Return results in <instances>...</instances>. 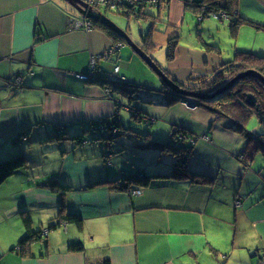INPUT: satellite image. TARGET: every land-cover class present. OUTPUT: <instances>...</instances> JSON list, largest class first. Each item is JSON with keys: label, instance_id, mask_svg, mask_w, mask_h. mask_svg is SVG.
<instances>
[{"label": "crops", "instance_id": "crops-1", "mask_svg": "<svg viewBox=\"0 0 264 264\" xmlns=\"http://www.w3.org/2000/svg\"><path fill=\"white\" fill-rule=\"evenodd\" d=\"M186 1L169 0L166 10L172 22L166 32L153 36L157 46L179 36L177 25L183 26ZM235 1L241 17L264 25V0ZM209 18L216 25L206 31L212 39L217 41V32H229V19ZM80 19L84 16L65 0H0V159L20 153L29 158V167L18 170L0 187L1 192L7 186L0 199V225L16 223L19 235L25 236L22 224L10 219L21 220V212L26 211L33 230L45 232L63 202L68 213L82 220L81 226L67 223L47 230L27 256L19 253L17 236L6 239L7 244L0 243V264H236L230 260L234 211L237 224L241 216L242 223L246 221L257 237L258 249L251 259L259 256L264 249V156L257 152L262 154V165L256 168L251 161L254 156H246L249 141L234 129L236 124L194 107L188 99L174 106L133 101L143 116L150 114L157 121L147 129L146 141L137 135L131 138L135 139V149L144 152L150 141L169 138L173 126L187 129L196 137L183 142L189 147L183 158L190 171L215 179L213 184L160 178L148 187H138L140 195L99 184L134 173L149 174L148 169L155 164L149 162L146 167L136 160L129 169L117 162V148L104 156L94 150L90 154L86 148L89 143L84 140L77 145L74 136L87 134L85 127L90 123L93 129L106 132L100 122L98 127L94 123L101 119H118L125 125L123 110L133 111L118 89L122 82L145 91L163 86L123 73L119 60L123 48L106 57L114 39L93 25L75 28V21ZM236 37L263 47L255 51L236 46V50L264 54V29L243 25ZM93 58L97 59L94 67ZM228 60L221 50L204 55L180 51L177 46L174 59L167 60L172 65L165 72L187 84L199 76L210 78ZM115 66L120 68L117 75ZM79 74L91 76L83 80ZM121 77L125 80L114 84V92L109 94L108 83ZM20 78L22 81L16 83ZM162 100L166 102V97ZM138 123L131 119L127 124L137 128ZM28 129L31 134L27 141H13ZM57 130L65 133V141L52 139L61 133ZM154 156L152 153L151 158ZM173 158L175 162L177 157ZM97 163L105 170L101 172ZM73 242L83 244L85 250L68 251ZM245 260L239 261L246 264Z\"/></svg>", "mask_w": 264, "mask_h": 264}, {"label": "trees", "instance_id": "trees-1", "mask_svg": "<svg viewBox=\"0 0 264 264\" xmlns=\"http://www.w3.org/2000/svg\"><path fill=\"white\" fill-rule=\"evenodd\" d=\"M220 0H189L185 2L186 8H190L192 12L197 13V16L201 19L200 21L209 18L211 16H214L217 13L224 12L230 21V29L232 36L236 37L238 33V29L243 25H248L251 27H254L258 30L264 29V25L257 23L253 20H250L245 17H241L237 10H236V1L235 0H225L221 3ZM167 6L169 3V0H162L159 5L156 7L159 9L162 5ZM143 9H136L135 11H128L124 10L121 11V14L127 17H131L133 14L137 17H140L141 15H147L146 13H143ZM116 14V13H115ZM106 15V14H105ZM224 17H222L223 19ZM93 26L96 28H100L105 30L109 36H111L115 42H123V39L117 35L113 30L106 27L102 23L93 21ZM152 27V26H151ZM150 32L145 36L143 35L144 44L141 46L147 54H149L153 59L152 54H150V47H148L149 41H152ZM179 44V36H173L170 38L168 42V54L167 59L173 60L175 57L176 48ZM154 47V44H153ZM152 47V48H153ZM125 49V48H123ZM122 50V49H121ZM155 47L152 51L154 52ZM217 50L220 52L219 48ZM156 61V60H155ZM116 68V66H115ZM226 68V69H224ZM243 69L249 70L254 69L259 71L261 74L264 75V54L258 53L254 51L249 50H236V56L232 59H229L226 61L220 70L217 71V73L212 77L209 78L208 76H202V78L197 77L196 79H193L191 82L185 84L181 83L176 80V82L179 84V86L186 88L188 90H195V92H199L202 94L206 93H212L219 90L221 87H223L227 82H229L233 75L239 73ZM225 70V71H223ZM115 71V69H114ZM167 75H169L167 73ZM162 81V80H161ZM110 85H114L115 83L109 82ZM123 85L119 86V90H125L126 85L125 83H122ZM162 84H164L162 82ZM196 85V86H193ZM123 86V87H122ZM109 87V85H108ZM164 90L161 92H158L155 90L145 91L143 87L140 88L137 85H134L132 89L129 90V93L124 96L126 97L131 103L134 101H141L145 104H166V105H174L178 102H183L187 100L186 97L177 95L172 90H168L164 84L163 86ZM117 89V90H118ZM248 94H254L258 100V103H264V84L257 79L254 76H247L244 77L242 80L237 81L235 84V87L232 88L231 91H228L226 93H223L222 95H219L218 97L214 98L213 100L208 101H199V107L204 108L205 110L209 111L213 114H220V116H226L227 119L233 121L236 125L234 126V129L243 135H245L246 139L249 141L247 153L246 156L248 158H252L255 156L257 152H262L264 156V134L258 135L256 138H253L251 133L247 132L245 125L247 124L248 120L253 116L257 115L256 107L248 104L247 102V96ZM163 97H166V102H164L162 99ZM132 99V100H131ZM264 108V107H263ZM133 119L139 122L138 126H132L130 124H124L121 122V120L113 119V120H106L105 122L96 121L94 123H97L96 126H100L98 124L99 122L106 129V132H103V130H100V128H96L99 130L101 137L106 138L111 141H114V139L118 138L122 134H131V135H137L141 138H143L144 141H146L145 137L148 136L147 129H150L154 121L150 119H146L145 116H143L140 112H132ZM92 124V123H90ZM87 125L85 127V131L88 133L93 129L91 125ZM102 128V129H104ZM30 130L22 131L19 135H16L14 140L15 142H25L30 137ZM59 135L52 137L53 140L56 141H65V133L62 131ZM123 132V133H122ZM108 134V135H107ZM85 135L87 134H77L74 136V143L81 144L84 140L88 141L91 138L86 139ZM88 136V135H87ZM196 136L193 134L188 133L187 129L180 127V126H173L170 129V137L167 139L164 143H160V140H152L149 142V145L145 146L147 149V154L153 153V151L156 152V150L159 151L158 158L160 160H163L165 156L171 155L174 157H177L175 162L171 165V170L168 172H148L149 174L143 173V174H130L125 175L123 178L119 179H111V180H105L102 182H99L101 185H110L111 189L120 190V191H126L131 194L134 190H136L138 187H148L155 179H175V180H189L196 183H202V184H213L214 180L213 178L193 173L189 170L186 159L183 158L184 154H187L186 152L189 150L187 146L185 145V140H193ZM91 140H94L93 138ZM17 156H12L6 159H0V187L11 177L13 176L18 170L28 168L29 167V158L25 153L16 154ZM91 184L88 188H93L97 185ZM66 190L68 187L61 185ZM139 189V188H138ZM22 220L23 224L26 229V235L20 240L18 246H19V253L22 256H27L30 254V251L32 249V246L34 244H37L39 241H42V236L44 232H35L32 227V219L29 216V214L26 211H22ZM67 223H75L78 226H81L82 220L77 214L68 213L66 211V205L63 202L60 206L59 215L51 221V224L49 225L48 231L54 230L59 228V226L66 225ZM85 247L83 244L78 242L70 243L68 246V251L70 252H81L84 251ZM105 264H110L108 261Z\"/></svg>", "mask_w": 264, "mask_h": 264}, {"label": "rangeland", "instance_id": "rangeland-1", "mask_svg": "<svg viewBox=\"0 0 264 264\" xmlns=\"http://www.w3.org/2000/svg\"><path fill=\"white\" fill-rule=\"evenodd\" d=\"M163 4L164 3H162V5L160 6L159 9L156 6H146L142 11H143V13H146L147 15H141L140 17H137L136 14L135 15L133 14L131 17H127V16H124L121 14H117V13L115 14L114 12H107L106 15L112 21H114L120 28H122L123 30H126L128 32V35L134 44L139 45V47H141V46L146 44V43L144 44L143 35L146 36L150 32V34H151L150 36L152 39V37L155 35L156 32L157 33L166 32L168 29V25L171 24L172 15L170 13V16H168V11L166 10V6ZM92 13H93V9H92ZM176 18H178V11L176 13ZM184 18L185 19L183 22V26L180 27L179 25H177V29L179 30V42H180L178 44V47H180V51L182 49L184 52H186V49H187L192 53H194L195 51H199V52H203L204 55H208L213 50L215 51L217 48H219L221 50L222 56L226 60V59L234 58L236 56V46L238 48H245V49H250V50H255V51L261 50L263 48L262 45H260V44L255 45V44H252L251 41L249 42L246 39H242L240 37L237 38V37L232 36L231 29H230L229 25H228L229 32L227 34L223 33V31L217 32L216 33V35L218 36L217 41L212 39L208 33L206 34V31L212 30V27L213 26L215 27L216 25L213 23L211 18H206L204 21H202L200 23L199 18H197L195 15L192 14V11L190 8H187V13H186ZM117 35L120 37L119 34H117ZM200 36H202L201 37L202 41H200ZM114 43H115L114 45H116L119 42H114ZM123 43H127V42L123 41ZM153 44H154L155 50L152 53V51L154 49ZM114 45L105 54L106 57H109L110 54H113L116 52L117 49L114 48ZM148 45H149L148 47H150V49H149L150 54H152L153 57L155 58L154 60H156L155 62L165 72V69L167 67L170 68V66L172 65L171 64L172 62L168 63L170 61L167 59L168 43L164 44L162 47H159L156 45L155 40L152 39V41H149ZM252 46H254V47H252ZM141 49L145 53H147L142 47H141ZM92 60L95 61V63H96L97 59L93 58ZM119 60L121 61L123 73L128 74V75H132L133 78H135L137 80H143L147 84H152V85L159 84V86H161L162 81H161V78L159 77V75L152 69V67L145 61V59L141 55H139L133 49V47L130 46L129 44H128V47H126L125 49L122 50L121 57ZM167 60H168V62H167ZM95 63H94V66H95ZM221 68H222V65L215 70L214 75ZM224 69H226V68H224ZM223 71H225V70H223ZM246 71H247L246 69H243L242 71H240L239 73H237L233 76L236 77V76L240 75L241 73H245ZM213 76H211L210 78H212ZM168 77L170 79L176 81L170 75H168ZM234 77H232V79ZM199 78H202V76H199ZM123 79L125 80V78L121 77L120 80H123ZM242 79L243 78H241L239 80H242ZM21 81L22 80L20 78L19 82H21ZM114 83L119 84V82H114ZM108 85L110 87L108 89V92H109V94H112L114 92V89L112 91L113 85H110L109 83H108ZM162 86H164V84H162ZM165 86L168 90H171L167 87L166 84H165ZM193 86H196V85H193ZM234 87H235V85L232 88H234ZM181 88H183V87H181ZM130 89H132V87H130V88L126 87L125 90L121 91V95L126 96L129 93ZM183 89H186V88H183ZM163 90H164V88L157 90V91L161 92ZM186 90H188V89H186ZM231 90L232 89H230L229 91H231ZM189 91L195 92V90H189ZM177 95H179V94H177ZM126 101L129 102L128 106L134 113L140 112L137 110V108H138L137 106L132 105L133 102L131 103L129 100H127V98H126ZM134 102H136V101H134ZM197 104L199 105L198 102H197ZM123 109H125V108H123ZM123 111H124L123 120H124V123L127 124L130 122L131 119H133V115H132L131 111L130 112L126 111V110H123ZM214 115H216V114H214ZM218 116H220V114H218ZM145 117H146V119H150L154 122L157 121L156 117H154L150 114L146 115ZM221 117L227 118L226 116L225 117L221 116ZM106 120L107 119H101L99 121H101L103 123ZM101 125H104V124H101ZM124 126H126V125H124ZM245 128L249 133H254L256 135H260L264 131V126H262L260 119L257 115H253L248 120L247 124L245 125ZM87 135H85L86 139H88V138L94 139V140L90 139L87 141L89 144L86 148L90 154L93 153L91 151L94 150L96 152H99L102 156H104V155L108 154L109 152H111V148H117L119 150V156L117 158V162L120 163L122 166H125L129 169H131V167L134 165V162H136V160H141L144 162L143 164H145L146 167H148L149 162H153L155 164L154 168L152 167L151 169H148L149 172H153L156 170H158L159 172H168L171 170V165L174 162V158L171 155L165 156V158L163 160H160L158 158V156H159L158 150H156V152L153 151V153L155 154V156L153 158H151L152 153L147 154L146 151L140 152L139 150H136L134 147L135 139H134V137L131 138V136H132L131 134L120 135L119 138H122V136L124 137L122 139V141H118L117 138L114 139V141L109 140V138L108 139L103 138V137H101L100 132L98 130H92L89 133H87ZM165 141H166V139H160V143H164ZM124 143L126 144V147H124V145H123ZM122 148H124V150H121ZM261 153H256L254 156V159L251 160V161H254V165H256V168H258V169L262 165V158H261L262 154ZM15 156H17V155H15ZM105 160H107V158ZM47 163H49V162H47ZM97 166L101 172L103 170H105L104 165H102L101 163H97ZM138 166H141V165L138 164ZM42 168H44V167H42ZM6 187L7 186H5V189L3 188V190H1L0 199H2L5 196V194L7 193ZM1 201L2 200H0V202ZM238 218H239V216H238ZM241 218L242 217L240 216V221H239V225H238L237 224L236 211L233 212V223H234V226H233V251L231 253L232 256H231L230 260L232 262H236V264L237 263L242 264V261H239V260L240 259H242V260L247 259L244 261L246 264H256L258 262V260L260 259L259 256H261V253L263 252L264 249L260 250L261 253H259V256L255 257L254 259H251V254L256 252V250L258 249L257 237L252 232V228L249 225L245 224L246 221H244V223H242ZM18 219L19 218H12L10 220L11 221H15V220L19 221V223H21L22 226L25 228V226L22 222V219L21 220H18ZM4 228H11V231H5ZM19 232H20L19 227L17 226L16 223L11 222V225L9 227H3V225H0V243L5 244L6 239H8V240L12 239L13 240L15 238V236L18 237V242H19V240H21L24 236V233L23 234L21 233V235H19L20 234ZM241 246L244 248H241ZM248 247L251 249L250 251H248Z\"/></svg>", "mask_w": 264, "mask_h": 264}, {"label": "water", "instance_id": "water-1", "mask_svg": "<svg viewBox=\"0 0 264 264\" xmlns=\"http://www.w3.org/2000/svg\"><path fill=\"white\" fill-rule=\"evenodd\" d=\"M69 5L77 11L78 14L90 19L91 21H96L99 23H102L106 27L113 30L115 33L119 34L121 37H123L126 42L133 47V49L141 55L145 61L152 67V69L159 75L162 82L167 85L169 89L174 91L175 93L182 95L189 99V102H193L192 105H197V102L200 100L208 101L211 100L213 97H218L219 95H222L225 92H228L232 87L236 84V82L244 78L246 76H254L257 79H259L264 84V75L261 74L259 71L254 69H249L245 73H241L240 75L234 77L232 80L227 82L223 87H221L216 92L210 93L213 96H209L206 94H202L199 92L189 91L186 89L181 88L176 81L170 79L168 75L164 72V70L155 62V60L147 53H145L139 45H136L132 42L130 39L128 33L120 28L114 21H112L109 17H107L104 14H96L92 13L91 7H89L87 4L82 2L81 0H65ZM215 95V96H214ZM208 96V97H207ZM194 98V99H193ZM247 102L248 104L255 106L257 115L260 119V122L264 125V110L261 109V104L257 103V98L254 94H248L247 96ZM196 107V106H195ZM48 230V229H47ZM253 256H257V254H253Z\"/></svg>", "mask_w": 264, "mask_h": 264}, {"label": "built area", "instance_id": "built-area-1", "mask_svg": "<svg viewBox=\"0 0 264 264\" xmlns=\"http://www.w3.org/2000/svg\"><path fill=\"white\" fill-rule=\"evenodd\" d=\"M88 6L93 9V12L96 14H107V12L120 13L121 11H135L136 9H144L146 6H157L161 3L162 0H81ZM215 18H228V16L224 12H220L214 15ZM93 25V21L84 17V19L75 21V28H85L89 29ZM117 45V46H116ZM114 45V48L117 50H121L122 48L128 47L127 43L119 42ZM117 47V48H116ZM95 61H93L94 67ZM115 74L119 73V67L115 68ZM88 76L91 75H78L80 79H87ZM16 83H20L19 79L16 80ZM133 194L140 195L142 193L141 189H136L132 192ZM260 264H264V250L260 256Z\"/></svg>", "mask_w": 264, "mask_h": 264}, {"label": "clouds", "instance_id": "clouds-1", "mask_svg": "<svg viewBox=\"0 0 264 264\" xmlns=\"http://www.w3.org/2000/svg\"><path fill=\"white\" fill-rule=\"evenodd\" d=\"M106 16H107V15H106ZM127 44H128V43H127ZM119 69H120V68H119ZM114 73H115V72H114ZM114 73H113V74H114ZM113 74H112V75H113ZM115 82H119V84H120V82H122V81L119 79V80H116ZM122 83H125V82H122ZM122 83H121V84H122ZM43 234H47V230H46ZM257 254H258V253H257Z\"/></svg>", "mask_w": 264, "mask_h": 264}, {"label": "bare ground", "instance_id": "bare-ground-1", "mask_svg": "<svg viewBox=\"0 0 264 264\" xmlns=\"http://www.w3.org/2000/svg\"><path fill=\"white\" fill-rule=\"evenodd\" d=\"M107 83H108V82H107ZM206 95L213 96V95H211L210 93H206ZM214 96H215V95H214ZM207 97H208V96H207ZM214 98H216V97H213L211 100H213ZM188 103H190V102H189V99H188ZM193 106H194V105H193ZM195 106H199V105L197 104V105H195ZM195 106H194V107H195Z\"/></svg>", "mask_w": 264, "mask_h": 264}, {"label": "flooded vegetation", "instance_id": "flooded-vegetation-1", "mask_svg": "<svg viewBox=\"0 0 264 264\" xmlns=\"http://www.w3.org/2000/svg\"><path fill=\"white\" fill-rule=\"evenodd\" d=\"M212 93H213V92H212ZM198 103H199V101H198ZM257 103H258V100H257ZM260 104H261V109L264 110V108H263V107H264V103H263V102H262V103L260 102ZM257 116H258V115H257Z\"/></svg>", "mask_w": 264, "mask_h": 264}]
</instances>
